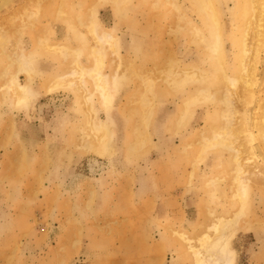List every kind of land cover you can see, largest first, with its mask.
<instances>
[{
    "label": "rangeland",
    "instance_id": "374dc122",
    "mask_svg": "<svg viewBox=\"0 0 264 264\" xmlns=\"http://www.w3.org/2000/svg\"><path fill=\"white\" fill-rule=\"evenodd\" d=\"M48 1L56 3V12L65 20L56 31L38 38L37 49L48 52L56 46L52 42L65 38L81 49L80 58L90 67L89 47L95 45L86 27L99 8V20L117 39L122 68L104 47L102 72L112 96L109 106L87 77L68 92L61 89L48 95L44 88L43 99L37 98L42 93L33 83L34 98L23 105L0 90V264H194L192 247L200 244L198 239L217 238L210 226L242 207L233 179V152L228 147H206L200 137L208 120L217 115L213 122L222 131L227 123L223 115L236 112L235 125L244 121L254 132L251 143L243 136L241 141L260 147L264 156V138L256 129L264 90L254 88L253 97L234 94L233 89L230 97L226 93L225 71L233 66L234 77L241 71L252 0H93L92 4L74 0L70 9L68 0ZM211 10L218 13L217 28L207 16L206 28L202 25L201 14ZM72 11L77 17L68 27ZM23 19L0 24V63L8 70L0 74V88L19 69L9 53L15 48L14 39L26 28H36L33 14ZM190 24L204 31L211 47L196 41L198 33ZM79 32L85 36L77 39ZM45 54L35 59L34 82L42 78L38 67L42 60L46 73H55L61 65L65 74L72 72L73 59ZM130 65L136 76L115 77ZM186 67L201 73L189 77L183 72ZM57 77L50 79L54 82ZM185 77L188 83H176ZM208 82L214 84L210 91L216 105L208 100L191 103L194 91L207 88ZM78 90L92 96L90 108L79 102ZM142 96L152 100L148 128L134 113ZM225 98L229 103L223 102ZM93 116L110 130L104 158L88 142L92 129L88 120ZM145 132L148 139H143ZM260 171L264 173V168ZM246 199L228 248L234 264H264L263 180L249 184ZM180 234L191 239L189 244Z\"/></svg>",
    "mask_w": 264,
    "mask_h": 264
},
{
    "label": "bare ground",
    "instance_id": "6f19581e",
    "mask_svg": "<svg viewBox=\"0 0 264 264\" xmlns=\"http://www.w3.org/2000/svg\"><path fill=\"white\" fill-rule=\"evenodd\" d=\"M63 1L64 0H62V2ZM71 1L72 0H69L68 7L72 6ZM16 2H18V0H0V18L3 15H7V16H9L8 21H11L13 19L15 20V18H17V17H21V19H23L24 15H27V14H26V12L23 11L24 10V8L22 7L23 5H21L20 8L15 7L14 3H16ZM73 2H74V0H73ZM251 5H252L251 6V13L250 14L248 13L249 18H247V20L249 19V21L247 22V24L245 26V33H244L245 41L243 42V54H242L243 57H242L241 66H240L241 67L240 74L237 77L232 76L233 73L235 72V69L233 66H231V68H229L227 71H225V80H227V83L229 82L228 86H226L227 87L226 93L229 97L231 96L232 89H233V92L235 91L234 94H237L238 92L239 93L242 92L245 97H248L250 95V93H251L250 96L253 97L255 95L254 88H257L256 90L259 89L260 91L264 90V0H252ZM244 7H245L244 10H246L245 5H244ZM233 8H236V7H233ZM120 10H121V8H120ZM239 10H240V8H239ZM34 11L39 12L36 9H34ZM209 13L206 12V14H201V17L203 18L202 21L204 23L202 25H204L206 28V16H207L208 18L213 20L214 26H215V28H217V24L219 22L218 21L219 20L218 15H217L218 13L215 14V10H211V11H209ZM235 14H236V12H235ZM248 14L244 13L243 16L248 17ZM123 15H124V13H123ZM27 17H29V16H27ZM181 17H183V16L181 15ZM23 21L26 22L25 19H23ZM4 22L5 21L3 19V23ZM1 23L2 22H0V24ZM1 25L3 26L4 24H1ZM31 25H32V23H31ZM33 25L32 26L35 27L36 23L34 22ZM190 27L189 28L192 31L198 33L196 41H198V42L202 41V43H206V45H209L211 47V44H209V43H211V41L208 40L207 36L204 34V31L197 24H195V25L190 24ZM86 29H87L86 33L89 35V38L91 39L92 43L95 45V46L89 47V48H91L90 53H89V59L92 62L91 66L90 67L85 66V63L80 58L81 49L78 47L72 48V47H69L67 44L63 45V43H59L55 47L54 46L50 47L49 49H47L48 50L47 54L51 55L53 58L56 57L57 54H60V55H62L61 57L64 58L65 60H68V57H69V59H73V61H72L73 64L71 63L72 64L71 70H70V71H72L71 73L65 74L64 72H62L63 70H62V65H61L60 68L58 70H56L55 73L51 72L49 74L50 75L49 78H53L54 76H57V75H58V77L54 79V82L48 78V80H50L52 84L50 85L49 88H47L48 89L47 91H49V92L55 91L56 92V91H59V89L69 91V88H71V87L75 88V86H77L76 84H81V81L87 77L93 81V86L96 89V91L99 93V95L101 96L103 101L105 102V105L109 106V103H111L110 97H112V96L109 97V95L107 94L108 88H107L106 83H105L106 74H104L102 72V68L104 65V58H105V55L103 54V48L108 47L109 50L114 55H116V59L119 60L118 68H122V57H121V55H119V46L117 45L118 44L117 39L115 38L114 33L112 32L111 29L103 26V23L99 20V17H97L96 14H95V16L92 15V20H89V23H88V26L86 27ZM221 29H222V27H221ZM213 30L215 32L214 35H216L217 34L216 29H213ZM83 32L78 33L79 36H77V39L82 37L81 35L84 34ZM222 32H223V30H222ZM224 35H226V34H224ZM83 36H85V35H83ZM218 36H219V34H218ZM218 36L216 35L217 39H218ZM226 38H229V37H226ZM232 42H233V40H232ZM41 43H44L43 40L41 41ZM18 45H19L18 41H16V45H15V48L13 49V51H10V52L8 51V52L12 54L11 55L12 60L14 59L16 66L19 68L18 71L16 72V75H18V73H24L25 75L28 76V79L30 80L31 74L35 73V65L36 64H33V60L36 56H41V54L39 52V49H36L35 47L33 50L34 53L33 52L27 53L23 50L21 45H19V46ZM215 45H217V43ZM223 54L225 55V53H223ZM217 58H219V57H217ZM68 63H70V62H68ZM260 63H261V67H260V69H257V67ZM199 70L200 69L195 68V67H186V69H184L183 72L186 73L189 77H192V76L195 77L194 72L195 73H198V72L201 73ZM7 72H5V73H7ZM256 72H258L257 76L255 75ZM2 73H4V72H2ZM229 73H230V75H229ZM126 74L136 76L135 69L130 65L129 69H126L123 71L120 70L118 73L116 72L115 77L117 76V78H119V77H122ZM16 75L11 74V76H8L9 77L8 81H6V83L4 84V86H2V88H0V90H1L2 95H4L5 97H9L11 100L16 99L18 105H20V104L23 105V104H26L27 101H29V99L32 97L31 96L32 93L30 92L28 86L21 84V83H18ZM169 76H170V74H167L165 79L169 78ZM125 78H126V76H125ZM188 79H187V77H185V79L182 78L179 80V82H176V83L177 84H180V83L185 84V83H188ZM78 81H80V82L77 83ZM167 81L170 82L169 80H167ZM238 82H240V83H238ZM107 85H109V84H107ZM148 85H150L149 90L151 91L153 84H151V82L149 81ZM213 86H214L213 82H208L207 88L203 87V88L196 89V91H194L195 93L193 94V97L191 99H189L191 101V103H195L198 101L201 102V101H205V100L212 102L213 100H211V99H212L213 94L211 92L212 90L210 91V89ZM111 87L112 86H110L109 88H111ZM82 90H83V88H82ZM82 90H78L81 95L80 96L78 94L77 95H78L80 101L83 100L84 104L87 105L88 108H90L92 96L89 94L85 95L86 90H84V91H82ZM262 98H264V96ZM262 101H261V103H262ZM223 102L229 103V99L225 98L223 100ZM213 103H214V101H213ZM241 104H239V105H241ZM102 108H103V106H102ZM153 109H154V107H153ZM226 109H228V108H225V111H227ZM238 109H239V107H238ZM253 109H255L254 105H252V110ZM106 111H108V110H106ZM231 111H234V110H231ZM151 112H152V100L150 98H148V100H147V99H144V97H142L141 102L138 103L137 107H134V113H139L141 123L146 128H148L147 127V121L150 117V114L152 115ZM236 115H237L236 112H228V111L223 115L224 119L227 120V123H226V126L222 129V131H221V127L220 126L218 127L217 123H215V122H217V121H215V119L217 118V115H213L214 119L213 118L212 119L215 122L208 120L209 121V127H207L208 129L207 128L204 129L205 131L200 134V137H201L202 142H204L206 147H209V148H215V147L225 148V147H228L230 149V151L233 152V154H234L233 160H235V164H236L235 178H233V179L237 183L238 193L236 196L241 200V206L242 207H240L241 209L239 211H236V213L234 212L231 217H228V219L218 218V219H216L217 221L215 222V224L212 227L210 226V229H213L216 232L217 238L216 237L212 238V237H209L208 235H204L200 239H198V243H200V244H197L196 246L192 247V253L194 256V264H234V253L231 249L228 248L229 238L235 233V231H236L235 224L237 223V221L240 218L239 215L243 214V209L248 204V200L246 198H247V194H248L249 184L250 183H256V182L262 181V180L264 181V173H263V171H260V170H263V168H264V156L262 154V149L258 146H256V147H253L251 145L245 146V144L243 143L244 141H241L242 138L244 137L247 144L251 143V139H252L251 137L254 136V132H251L249 129V126H251V125H248V126L243 125L244 121L239 122L238 124L235 125L234 118ZM249 115H251L250 110H249ZM258 118H260V120L257 124L258 127H256V129L259 132L261 139H263L264 138V106L262 107L261 111L259 112ZM221 121H223V120H221ZM88 126L90 128H92L90 133L87 135L89 137L88 142H90V146L94 149L95 153L103 156L105 153L108 152V146H107L105 140H106V137L110 134L109 127L107 126L106 122H104L103 120L96 122L94 116H93V118L92 117L89 118ZM130 126H131V124H130ZM255 137H256V134H255ZM143 139H148L147 132H145ZM262 148L264 149L263 145H262ZM222 150L224 151V149H222ZM103 158H104V156H103ZM94 161H95V159H94ZM96 166H97V164H96ZM97 170H99V169L97 168ZM258 176H260V177H258ZM180 237L182 238V241L187 242L188 244L191 241V239L190 238L188 239L187 236L184 234H180Z\"/></svg>",
    "mask_w": 264,
    "mask_h": 264
},
{
    "label": "crops",
    "instance_id": "0c3cea01",
    "mask_svg": "<svg viewBox=\"0 0 264 264\" xmlns=\"http://www.w3.org/2000/svg\"><path fill=\"white\" fill-rule=\"evenodd\" d=\"M21 1V2H20ZM67 3H69V0L66 1ZM93 0H90V1H87V4H92ZM53 2L51 1H44V0H18V3L15 5L16 8H20L21 5H23L22 7L24 8V12H26V14L30 15V14H33L34 16V19H36L35 23H36V28L35 29H32V28H26V30L22 31L21 33V36L16 40V38L14 39L13 41V44L16 45V41H18V44L21 45V47L23 48V50L27 53L29 52H33L34 53V47L37 49V45L39 44V37L43 36L44 33H46V31H51V29H54L56 31L58 24L61 23V21H64L65 19H63L62 17H60L58 15V13L56 12L58 9L57 7H54V3L52 4ZM56 4V3H55ZM71 4L72 6L74 7V2L73 0L71 1ZM50 6V7H49ZM56 6V5H55ZM72 6H67V8H72ZM15 8V9H16ZM34 9L38 10L39 12H36L34 11ZM23 12V13H24ZM97 17L100 15L99 14V8L97 9ZM38 14V15H37ZM77 15L75 14V12L72 11V13L70 14V18L69 19H66V23L68 24V27L70 25H72L73 23L70 21V19H76ZM83 18V17H81ZM79 18V19H81ZM3 19H4V23H3ZM78 19V18H77ZM9 20V16L7 15H3L2 18L0 19V21L2 22L1 24H4V25H8V23H11L13 20L11 21H8ZM72 23V24H71ZM61 25V24H60ZM55 27V28H54ZM71 27V26H70ZM75 28V27H74ZM76 35V34H75ZM43 40V39H42ZM44 42V40H43ZM54 43L55 45L59 44V43H63V44H67L69 47H72L71 44L69 42H67V39L63 38L62 40L58 41V39H56V41L52 42ZM12 44V43H11ZM44 44V43H43ZM18 45V46H19ZM15 51V50H14ZM39 52L41 55L47 53L46 51H44L43 49H39ZM46 55V54H45ZM49 55V54H48ZM50 57H52L51 55H49ZM38 57V56H36ZM34 58L33 60V64L36 62L35 59L37 58ZM44 62L46 61H40L39 64H38V67H39V71H40V74H41V77L42 78H39V76L37 77V79L35 80L34 82V75L36 74V71L35 73H32L31 74V79L29 80L28 79V76L25 75L24 73H19L18 75H16V72H12L11 74H15L17 76V80H18V83H21V84H24L26 86H28L30 92L32 93V97L34 98V93L35 91L32 90V84L35 83V86H40L39 87V91L41 94L37 95V98H44L45 94L44 93V88L45 90H47L48 85L49 83V80L48 78L50 77V72H45V68L44 66L42 65ZM8 70H4V67L3 65L0 63V74L2 72H7ZM53 73V72H52ZM23 74V75H22ZM49 75V76H48ZM22 78H24V82L22 81ZM50 79V78H49ZM52 84V83H51ZM61 90V89H59ZM66 91V90H64ZM58 91H53V92H49L47 91L48 95L51 94H54V93H57ZM68 92V91H66ZM32 97L30 99H32ZM143 97V96H142ZM77 98L80 102V99L77 95ZM29 99V101H30ZM10 101H15V103L17 104V100H11L9 98ZM28 101V102H29Z\"/></svg>",
    "mask_w": 264,
    "mask_h": 264
}]
</instances>
